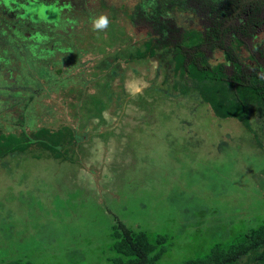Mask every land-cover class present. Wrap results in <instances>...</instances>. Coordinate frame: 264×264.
I'll return each instance as SVG.
<instances>
[{
	"label": "rangeland",
	"instance_id": "1",
	"mask_svg": "<svg viewBox=\"0 0 264 264\" xmlns=\"http://www.w3.org/2000/svg\"><path fill=\"white\" fill-rule=\"evenodd\" d=\"M137 2L85 0L89 16L70 12L63 30H52L60 37L50 41L51 54L39 45L33 51L50 74L26 111L35 127L25 124V132L69 124L78 139L63 161L35 147L2 160L0 264H107L113 224L167 235L172 245L161 263H179L263 222L264 150L257 144L264 147V132L256 116L250 132L235 119H217L194 90L178 95L174 84L187 82L172 72L171 50L126 62L146 37L130 21ZM32 13L50 23L54 17ZM100 15L109 26L94 31ZM262 40L264 29L255 42ZM238 53L248 62L245 48ZM220 61L216 51L211 62ZM5 77L3 101L14 88L13 72ZM16 110L7 104L0 111V122L9 115L3 125L12 126L6 134L20 132L11 120Z\"/></svg>",
	"mask_w": 264,
	"mask_h": 264
},
{
	"label": "trees",
	"instance_id": "2",
	"mask_svg": "<svg viewBox=\"0 0 264 264\" xmlns=\"http://www.w3.org/2000/svg\"><path fill=\"white\" fill-rule=\"evenodd\" d=\"M84 2L70 5L60 0H11L8 4L0 0V82L6 80L7 73L11 77L13 72L14 76L12 96L0 100V111L7 104L9 109L16 107L11 120L13 129L20 130L7 134L3 131L12 128L3 125L9 115L0 122V164L4 168L5 157H19L34 147L48 153L49 158L66 160V147L78 139L69 124L28 133L24 126L35 127L33 121L27 122L30 116L26 111L37 91L44 87L41 79L50 74L46 62L33 60V51L39 45L49 47L51 54L52 39L59 43L60 37L53 31L63 30L68 24L67 15L79 13L75 19L79 15L89 16ZM23 6L47 19L54 17L51 23L40 20L39 15H30L32 10L21 9ZM130 21L134 26L145 27L146 37L143 48L136 49L126 62L171 50L172 72L188 83L174 84L178 95L185 96L194 90L217 119H235L250 132H253L250 117L254 113L264 132V40L255 42L256 34L264 29V0H138L130 10ZM241 47L248 52V62L239 56ZM216 51L221 52L222 61L212 64ZM56 70L61 72L59 68ZM80 103L84 105L85 101ZM257 146L264 150L263 145ZM110 240L107 264H264V220L256 229L238 235L226 246L216 245L203 256L179 263H161L172 245L167 235H151L113 224ZM1 264L32 263L11 258L1 259Z\"/></svg>",
	"mask_w": 264,
	"mask_h": 264
},
{
	"label": "clouds",
	"instance_id": "3",
	"mask_svg": "<svg viewBox=\"0 0 264 264\" xmlns=\"http://www.w3.org/2000/svg\"><path fill=\"white\" fill-rule=\"evenodd\" d=\"M109 23V18L106 15H100L93 19L92 28L94 31H103L107 29Z\"/></svg>",
	"mask_w": 264,
	"mask_h": 264
}]
</instances>
